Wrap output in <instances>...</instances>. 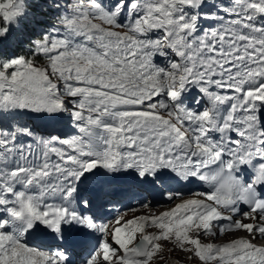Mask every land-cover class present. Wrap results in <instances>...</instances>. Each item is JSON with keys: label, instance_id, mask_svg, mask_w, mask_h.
Wrapping results in <instances>:
<instances>
[{"label": "snow or ice", "instance_id": "1", "mask_svg": "<svg viewBox=\"0 0 264 264\" xmlns=\"http://www.w3.org/2000/svg\"><path fill=\"white\" fill-rule=\"evenodd\" d=\"M169 254L264 264V0H0V264Z\"/></svg>", "mask_w": 264, "mask_h": 264}, {"label": "rangeland", "instance_id": "2", "mask_svg": "<svg viewBox=\"0 0 264 264\" xmlns=\"http://www.w3.org/2000/svg\"><path fill=\"white\" fill-rule=\"evenodd\" d=\"M177 258L180 259V264H191V262L187 261L186 257L183 256V254H169L165 264H174Z\"/></svg>", "mask_w": 264, "mask_h": 264}]
</instances>
